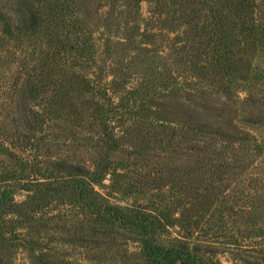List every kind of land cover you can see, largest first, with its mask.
<instances>
[{
  "label": "trees",
  "instance_id": "16d2710c",
  "mask_svg": "<svg viewBox=\"0 0 264 264\" xmlns=\"http://www.w3.org/2000/svg\"><path fill=\"white\" fill-rule=\"evenodd\" d=\"M1 1L0 58L11 56L15 70L12 82L0 79V91L12 90L19 81L25 82L18 108L23 113L21 123L28 129L40 131L61 126L60 122L70 115L62 106L63 93L69 92L72 82L78 80L98 104L113 112L121 109L118 112L124 113L126 128L136 129L140 120L147 121L151 125L150 135L141 137L146 146L159 141L163 144L166 141L188 143L190 139L207 142L217 135L221 141L259 147L260 140L246 132L211 128L203 122H200L202 128L175 125L140 113L135 101L139 93L132 84L134 76L130 66L107 58V50H100L92 34L80 27L76 0H28L30 5L23 1L28 6V15L18 22L2 8ZM109 1L114 7L116 1ZM142 1L127 0L124 10L119 11L132 16L129 21L137 18L135 24L126 19V40L132 30L136 36L145 35L148 16L157 19L176 16L182 27L189 22L188 16H206L207 45L200 50L201 41L195 46L189 42V47H193L189 55L196 57L194 61L199 63L200 73L224 80L221 92L229 93V82L246 81L250 94H264V74L260 78L247 74L250 69L246 57V46L254 41L264 54V0H145V14ZM139 20L142 29L134 26L139 23L141 27ZM202 28L204 26H200ZM191 29L195 32L193 26ZM182 31L189 41L186 32L190 29ZM225 38L229 42L233 39L232 45ZM231 46L241 55L234 56ZM148 87L154 90V84L144 85L145 93L139 99L149 98ZM261 104L264 105V100ZM75 117L80 122L100 118L99 114L93 116V112L86 114L84 110ZM112 117H105L102 134L105 141L114 142L117 136L108 128ZM194 148L201 152L206 149ZM73 157L62 156L55 162L57 173L42 178L20 176L0 165V238L9 235L30 245L51 247L38 232L51 229L59 232L54 240L61 243L63 249V243L73 242V239L84 241L79 244L87 247L83 235L86 232L97 233L98 236L89 238L92 242L102 239L103 235L119 236L123 235V230H129L140 235L138 251L148 264H225L216 255L218 244L229 241L241 247L243 241L252 240L255 243L252 249L264 264V200L256 198L253 191L244 192L240 180L243 170L237 169V164L229 160L194 159L188 168L186 165L180 171L175 187L163 183V188H157L164 192L160 198L153 194L145 198L139 195L147 191L134 190L133 199L124 205L116 197L129 185L124 182L109 188V183L105 182V179H113L108 174L116 169L110 164L109 155H103L95 166L84 157ZM143 170L145 166L138 163L135 174L142 175L146 171ZM167 181L174 179L170 177ZM18 189L25 191L21 199L15 196ZM249 196L252 202L248 204ZM256 207L262 209L255 211ZM27 229L34 230L35 235H30ZM76 232L80 234L76 236ZM68 233L75 237L68 238ZM41 242L44 245H40Z\"/></svg>",
  "mask_w": 264,
  "mask_h": 264
},
{
  "label": "rangeland",
  "instance_id": "374dc122",
  "mask_svg": "<svg viewBox=\"0 0 264 264\" xmlns=\"http://www.w3.org/2000/svg\"><path fill=\"white\" fill-rule=\"evenodd\" d=\"M23 1L28 0L1 1L2 8L14 22L21 21L28 15V6ZM115 1L113 7L109 0H76L78 18L81 21L80 27H85L87 33L92 34L100 50H107V58L111 57L130 66L131 75L134 76L132 84L139 93L135 99L138 111L175 125L201 127L200 122H203L211 128L216 126L229 132H246L260 140L259 147L231 140L221 141L217 135H213L207 142L190 139L188 143L166 141L163 144L164 142L159 141L147 147L141 139L142 135H150L151 125L147 121L140 120L136 129L126 128L128 123L123 119L124 113L118 112L121 109L113 112L107 110L105 105L98 104L95 99L90 98L84 90L85 86L78 80L72 82L69 92L63 93L62 106L70 115L67 120L60 122L61 126L40 131L28 129L21 123L23 113L18 108L20 95L25 87V82L19 81L14 90L3 93L0 91V165L20 176L42 178L57 173L55 162L62 156L70 159L73 156L84 157L95 166L107 154L112 160L110 164L116 169L111 171V175L108 174L113 179H105V182L109 183V188L124 182L129 185L125 192L116 197L119 203L125 205L138 190L147 191V194L139 196L149 198L153 194L155 198H160L164 192L157 188H161L163 183L175 187L180 171L186 165L188 168L194 159L229 160L237 164V169L243 170L240 180L244 192L249 194L253 191L256 198L264 200V105L261 104L264 94H250L246 81L229 82V93L221 92L224 80L218 81L217 76L216 79H211L200 73L199 63L194 61L196 57L189 55L193 50V47H189V42L195 46L201 41L200 50L207 45L209 38L208 26L205 25L206 16H188L189 22L184 27L176 16H161L158 19L148 16L147 19L150 20L145 28V35L136 36L135 30H132L126 40L125 21H129L132 16L119 13L124 10V2L127 0ZM27 4L30 5L29 1ZM141 5L142 13L145 14L147 2L144 0ZM135 20L137 18L129 22L135 24ZM137 25L139 29L143 28L141 21V27L139 23L134 26ZM192 26L195 32L192 31ZM200 26L204 28L200 29ZM183 29H190L186 32L189 41L184 38ZM224 40L228 41L227 38ZM232 42L233 39L227 43L232 45ZM246 47L250 69L247 74L260 78L264 74L263 49L255 41L248 43ZM231 50L235 53L234 56L241 55L232 46ZM12 64L11 56L0 58V79L13 81L15 68ZM242 71L245 73V69ZM151 83L154 84V90L148 87L149 98L139 99L145 93L143 86ZM82 110L86 114L93 112V116L99 114L100 118L94 122L92 118L80 122L75 114ZM110 116H113V122L108 128H112V133L117 136V141L114 142L110 139L105 141L102 134L105 117ZM247 145L250 147L248 150ZM195 146L206 149L201 152ZM138 163L145 166L146 171L143 170L145 172L142 175L135 174ZM170 177L174 179L173 182L167 181ZM24 193L25 191L18 189L15 196L21 199ZM251 198L249 196L248 204L252 202ZM257 204L260 205V201ZM260 209L262 208L256 207L255 211ZM248 220L249 217L244 223L248 224ZM22 229L26 231V228ZM27 232L35 235L34 230L27 229ZM38 232L54 247H40L37 243L30 245L7 235L0 238V264H148L138 251L140 235L129 230H123V235L119 236L103 235L102 239L92 242L89 238L98 236L96 232L82 233L88 240L85 241L88 243L87 247L80 245L84 241L73 239V242L63 243V249L60 248L61 243L54 240L59 235L58 231L48 229ZM74 234L78 236L80 233ZM74 234L68 233V238H74ZM243 243L241 247L229 241L218 244L216 255L225 264H259V261L261 264L259 254L252 249L254 241L245 240ZM40 245L44 243L41 242Z\"/></svg>",
  "mask_w": 264,
  "mask_h": 264
}]
</instances>
